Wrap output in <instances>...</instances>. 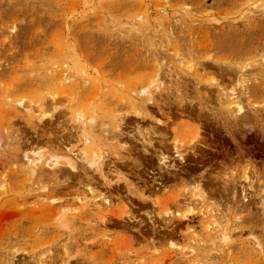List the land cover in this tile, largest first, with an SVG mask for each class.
<instances>
[{"label":"rangeland","instance_id":"374dc122","mask_svg":"<svg viewBox=\"0 0 264 264\" xmlns=\"http://www.w3.org/2000/svg\"><path fill=\"white\" fill-rule=\"evenodd\" d=\"M0 264H264V0H0Z\"/></svg>","mask_w":264,"mask_h":264},{"label":"bare ground","instance_id":"6f19581e","mask_svg":"<svg viewBox=\"0 0 264 264\" xmlns=\"http://www.w3.org/2000/svg\"><path fill=\"white\" fill-rule=\"evenodd\" d=\"M75 156V155H74ZM76 159H78L79 161H82V163L86 162V153L82 152L79 155L75 156ZM67 165L71 168V169H75L76 165L74 163V160H72V158H68L67 159ZM89 166L92 165V163L88 164ZM77 168V167H76ZM76 170V169H75Z\"/></svg>","mask_w":264,"mask_h":264}]
</instances>
